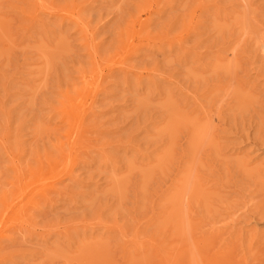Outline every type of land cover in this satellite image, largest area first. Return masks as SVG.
Segmentation results:
<instances>
[{
    "label": "rangeland",
    "instance_id": "1",
    "mask_svg": "<svg viewBox=\"0 0 264 264\" xmlns=\"http://www.w3.org/2000/svg\"><path fill=\"white\" fill-rule=\"evenodd\" d=\"M0 264H264V0H0Z\"/></svg>",
    "mask_w": 264,
    "mask_h": 264
}]
</instances>
